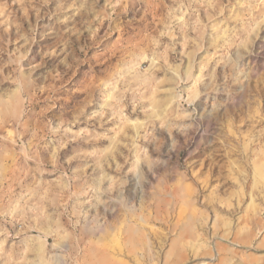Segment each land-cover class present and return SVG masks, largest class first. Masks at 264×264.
Masks as SVG:
<instances>
[{
    "label": "rangeland",
    "instance_id": "rangeland-1",
    "mask_svg": "<svg viewBox=\"0 0 264 264\" xmlns=\"http://www.w3.org/2000/svg\"><path fill=\"white\" fill-rule=\"evenodd\" d=\"M264 264V0H0V264Z\"/></svg>",
    "mask_w": 264,
    "mask_h": 264
},
{
    "label": "bare ground",
    "instance_id": "bare-ground-1",
    "mask_svg": "<svg viewBox=\"0 0 264 264\" xmlns=\"http://www.w3.org/2000/svg\"><path fill=\"white\" fill-rule=\"evenodd\" d=\"M97 261H99L100 263H103V264H107L108 263V259L107 258H101V259H99Z\"/></svg>",
    "mask_w": 264,
    "mask_h": 264
}]
</instances>
